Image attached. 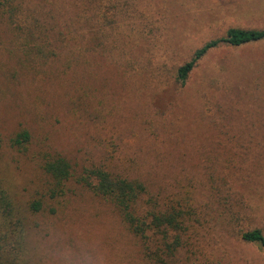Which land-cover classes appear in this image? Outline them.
I'll return each mask as SVG.
<instances>
[{"label":"trees","instance_id":"1","mask_svg":"<svg viewBox=\"0 0 264 264\" xmlns=\"http://www.w3.org/2000/svg\"><path fill=\"white\" fill-rule=\"evenodd\" d=\"M122 5L117 0H0V117L22 121L10 134L0 132V165L6 161L7 168L36 172L23 187L22 206L0 178V264H26L33 239L43 237L73 197L98 199L120 228L106 233L108 241L117 239L109 241L112 247H136L140 258L154 264H168L191 246L211 214L227 203L228 186L218 179L217 164L203 163L201 151L202 163L193 169L181 158L180 166L154 171L153 158L162 163L164 155L152 156L145 146L135 154L130 139L109 132V36ZM261 41L264 30L230 28L196 50L177 69L175 81L184 85L212 49ZM55 117H64L70 134L57 144L42 135ZM211 119L219 132L232 126L229 117ZM145 125L155 136L159 125ZM64 143L74 153H67ZM240 239L264 251L260 229L242 231Z\"/></svg>","mask_w":264,"mask_h":264},{"label":"rangeland","instance_id":"2","mask_svg":"<svg viewBox=\"0 0 264 264\" xmlns=\"http://www.w3.org/2000/svg\"><path fill=\"white\" fill-rule=\"evenodd\" d=\"M117 1L124 5L109 36V132L130 139L133 153L145 146L152 156L164 155L162 163L153 158L154 171L180 166L181 158L193 169L202 163L201 151L203 163L217 164L218 179L228 186L227 203L168 264H264L262 248L240 239L242 231L255 228L264 235V41L212 49L184 85L175 81L196 50L228 29L264 30V0ZM220 116L233 127L219 132L211 117ZM146 121L159 125L155 136ZM21 122L0 117L1 134ZM64 125V117H55L42 135L61 143L70 135ZM63 145L74 153L72 145ZM7 165L2 161L0 178L22 206L23 187L36 172ZM73 199L43 237L33 239L26 264H154L140 258L136 247H112L117 239L110 244L106 233L120 228L98 199Z\"/></svg>","mask_w":264,"mask_h":264}]
</instances>
